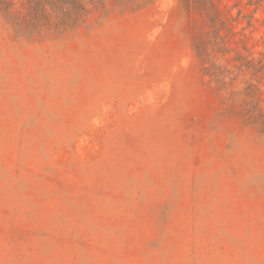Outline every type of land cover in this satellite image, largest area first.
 <instances>
[{
  "label": "rangeland",
  "instance_id": "rangeland-1",
  "mask_svg": "<svg viewBox=\"0 0 264 264\" xmlns=\"http://www.w3.org/2000/svg\"><path fill=\"white\" fill-rule=\"evenodd\" d=\"M38 1L0 0V264H264V0Z\"/></svg>",
  "mask_w": 264,
  "mask_h": 264
},
{
  "label": "trees",
  "instance_id": "trees-1",
  "mask_svg": "<svg viewBox=\"0 0 264 264\" xmlns=\"http://www.w3.org/2000/svg\"><path fill=\"white\" fill-rule=\"evenodd\" d=\"M99 1V0H97ZM101 1V0H100ZM219 2L220 0H216ZM183 5L185 6L187 11L195 12L198 14L206 15L208 17V21L213 24H217L218 16L215 10L216 3L214 0H181ZM251 3V2H250ZM46 9L53 11L55 16L60 19L62 24L73 23L74 19H77L75 12L84 11V6L81 4L79 0H39L37 3L32 5V10L34 11L33 17L35 19H39L42 16V13L45 12ZM216 37H214L215 39ZM211 37L209 39L214 44V39ZM204 46L197 43L195 46V51L198 55L201 56V52L204 49Z\"/></svg>",
  "mask_w": 264,
  "mask_h": 264
}]
</instances>
